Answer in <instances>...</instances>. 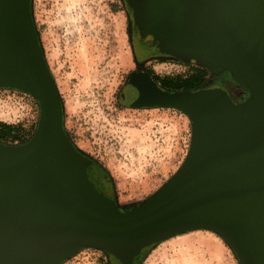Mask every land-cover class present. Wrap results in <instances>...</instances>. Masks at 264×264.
Wrapping results in <instances>:
<instances>
[{
	"label": "water",
	"instance_id": "1",
	"mask_svg": "<svg viewBox=\"0 0 264 264\" xmlns=\"http://www.w3.org/2000/svg\"><path fill=\"white\" fill-rule=\"evenodd\" d=\"M139 33L166 55L223 70L248 92H172L133 75L132 108H170L192 127L179 170L120 208L98 192L63 125V106L30 0H0V88L32 96L39 115L21 145L0 143V264H63L97 249L118 264L194 230L219 236L239 264H264V0H126ZM94 165V163H93ZM99 173V167H94Z\"/></svg>",
	"mask_w": 264,
	"mask_h": 264
},
{
	"label": "rangeland",
	"instance_id": "2",
	"mask_svg": "<svg viewBox=\"0 0 264 264\" xmlns=\"http://www.w3.org/2000/svg\"><path fill=\"white\" fill-rule=\"evenodd\" d=\"M30 1L34 27L60 94L67 136L108 174L107 194L120 208L143 202L183 164L192 127L175 109L121 106L119 93L136 68L131 13L121 0ZM152 64L162 75H189L199 69L189 64L192 69L182 73L176 62ZM205 74L208 84L212 73ZM237 89L236 99L245 92ZM38 115L32 96L0 88V124L13 127L15 134L7 143L28 140ZM143 254L139 264H239L225 242L207 230L172 236ZM107 260L103 251L84 249L63 264H108Z\"/></svg>",
	"mask_w": 264,
	"mask_h": 264
},
{
	"label": "flooded vegetation",
	"instance_id": "3",
	"mask_svg": "<svg viewBox=\"0 0 264 264\" xmlns=\"http://www.w3.org/2000/svg\"><path fill=\"white\" fill-rule=\"evenodd\" d=\"M121 1L123 3V0ZM125 2L127 4L126 0ZM129 12L131 13V17H132L130 38H131L132 53L134 56L136 68L128 76L122 90L119 93L120 104L126 109H137V110L170 109V108H132L131 107L132 99L126 97L125 95H123V93H124L125 88L129 85V82L131 78L133 77V75L147 76L158 88L168 93L185 92L182 89H175L172 86V84L176 82H178V84L183 83L184 81L188 80L192 76H195V75L198 76L203 71L202 69H205V68L201 67L198 70L191 72L189 75H182V74L170 75L169 73L162 75V74L157 73L155 69L156 68L155 65L152 64L153 62L157 63L158 65V64H163L164 62H181L184 60L161 53L158 50L156 43L152 40L150 36H144L138 32L135 26V22H134V13L130 7H129ZM211 73H212V77L210 79V82L207 84V86L215 85L217 87L223 88L224 90L228 91L233 101L237 103L238 99L235 98L234 91H235V88H238L240 90L241 87L232 81L231 77L226 71L217 69V70H212ZM244 95H245V92H244ZM71 143L75 146V144L72 141ZM93 163L90 166H88L86 169L88 179L94 185L95 189L98 192L103 193L107 198L112 199V196H109L107 194V190L111 188V181H110L108 174L106 172L103 173L102 171L104 170L101 169L100 166H98L96 162L93 161ZM95 166L99 167L102 173L97 172L94 168ZM142 255L143 253L138 255L133 260L132 264H139L142 258ZM107 258H108L107 260L108 264H118L113 259H111L108 255H107Z\"/></svg>",
	"mask_w": 264,
	"mask_h": 264
},
{
	"label": "trees",
	"instance_id": "4",
	"mask_svg": "<svg viewBox=\"0 0 264 264\" xmlns=\"http://www.w3.org/2000/svg\"><path fill=\"white\" fill-rule=\"evenodd\" d=\"M123 3H124V5L129 10V7L126 4L125 0H123ZM202 70L203 71L198 76L197 75L192 76L188 80L184 81L183 83H179V84H178V82L173 83L172 86L175 89H182L183 91H194V90H199L201 88L206 87L207 86V83H206V81H204V79L206 77V74H205L206 73V70L205 69H202ZM240 89H243V88H240ZM243 90L245 91V96L244 95L240 96L238 98V102L237 103H241V102H243L247 98L248 92L245 89H243ZM8 139H10V140H14L15 139V134L13 133V127H10V126L5 125V124H0V143L7 144V145H11V144H9V143L6 142V140H8ZM28 140L23 141L21 143H16V144L13 143V144H15V145H21V144H24V143L28 142ZM233 255H234L235 259L237 260V257L235 256L234 253H233Z\"/></svg>",
	"mask_w": 264,
	"mask_h": 264
},
{
	"label": "built area",
	"instance_id": "5",
	"mask_svg": "<svg viewBox=\"0 0 264 264\" xmlns=\"http://www.w3.org/2000/svg\"><path fill=\"white\" fill-rule=\"evenodd\" d=\"M176 63H177V67H183L184 70L182 71V73H185L186 71H189L190 69H192V65L189 66V64H193L195 65V67L201 68V66L193 62L181 61V62H176Z\"/></svg>",
	"mask_w": 264,
	"mask_h": 264
}]
</instances>
